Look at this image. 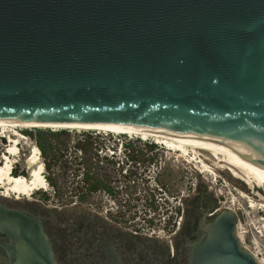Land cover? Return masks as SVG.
<instances>
[{
  "label": "water",
  "instance_id": "1",
  "mask_svg": "<svg viewBox=\"0 0 264 264\" xmlns=\"http://www.w3.org/2000/svg\"><path fill=\"white\" fill-rule=\"evenodd\" d=\"M0 121L207 138L264 184V0H0ZM238 224L205 214L185 264H262ZM0 264H58L43 209L0 201Z\"/></svg>",
  "mask_w": 264,
  "mask_h": 264
},
{
  "label": "rangeland",
  "instance_id": "2",
  "mask_svg": "<svg viewBox=\"0 0 264 264\" xmlns=\"http://www.w3.org/2000/svg\"><path fill=\"white\" fill-rule=\"evenodd\" d=\"M1 128L3 130H1ZM52 131L66 132L70 135V138L68 140L63 137L65 142L64 145L60 144V142L62 141L55 142V145L59 146V162L54 170H48L46 168V161L44 158L45 156L42 155L37 141H35L34 137L37 136L38 132L48 134ZM102 132L103 130H62L55 128L49 129L24 126H0V159L2 160L3 155L8 153L6 152L7 150L14 147L13 144H16V142L13 143V141H18L19 151L16 157H11V163L14 164V169H16L17 167L19 174H25L26 177L29 178L30 175L28 172L30 170V166L28 165V159L30 158L31 151L35 147L38 148L40 152V166H42L43 168V176H46L47 179V193L43 191L35 192L28 198L22 197V200L31 201L33 203L35 202V205L45 208L44 210L46 211L49 210L51 213H53L54 211H56V208H77V210L79 209V211L82 210L85 212H90L100 220L107 222L109 225L116 228L123 229L129 234H131L130 231H138L145 226H150L147 228H152L156 231L164 229L166 233L170 232L171 225L174 223V220L170 223H167L166 225H164V221H161L155 226H151L144 223V221L142 220L143 215H125V219H120L119 221H117L114 217H117V215L119 214H115L114 216L111 215L110 217L108 216L106 218L107 211L111 209V213L114 214L113 210H116L118 206L112 204L111 202L108 203L102 200V196H104L102 191H98L101 192V194H99L98 192L91 193L88 190V186H86L83 191L78 192L79 188L82 185L80 181L81 177H78V175H80V173H78V163L82 160H80V153L75 151L73 146L79 140L86 139L87 136H92L94 138L95 136H101L105 134ZM109 132L110 131H108L107 134L112 136ZM30 133H32L34 137L31 136ZM132 135L137 137H133L134 143H129L131 144V146L144 147L147 144H154L157 146V154H155L154 162L157 163L158 168H169V180H172L169 184V193L171 198H173L174 200L170 207H173L174 212L176 211V208H181V205L179 207L178 204L181 200L187 198V196L189 195V189L191 190V188H195V186H197L198 184L205 185L206 193L214 195L216 198H218L220 200L219 206H221V208L229 207L237 214L239 219L238 231L239 235L240 233L243 234V238L240 237L243 245L253 254L254 252L258 253L259 256L258 258L256 256V258L259 261L261 260L264 262V211H262L261 209V205H264V194L262 193V190L264 191V184L261 186L260 190V194H262L261 198L259 196H256L255 194H251V191L248 190V187L244 185L245 180L242 179L240 181L239 179L234 177V173L236 172L234 168H231L228 165L225 166L224 164L220 163L216 166L217 162L214 161L211 154L208 152L197 150L193 147H188L187 153L190 155H185L186 152H179L174 149L171 150L165 146V143L158 141L156 138L151 137L150 140L144 142L140 138H138V135ZM1 136L5 137L4 142H2L1 138L3 137ZM22 136H24V139H22ZM9 137L11 138V141H8L6 139ZM122 137L125 136L122 135ZM46 139L50 140L51 138ZM155 141H157L160 145L156 144ZM113 150L115 152V156L110 159L120 162V165L108 167L106 166L105 162H101L100 167H105L103 170H101L100 168H94L91 170L94 174L99 175L102 185H105V183L107 182L109 184V182L118 178V173L114 168H133V165L131 164L132 162L126 163V159L123 153L124 149L119 150L118 146H114ZM198 154L201 155L203 159H198L197 161L196 159H194V161L190 160L193 156L199 158L200 156ZM189 157L190 159H188ZM202 162L205 165L208 164L210 168L214 169L215 174H213L211 171H203V175L197 172L196 168L204 170L202 166L205 165H203ZM2 163L3 160L2 162H0V165ZM148 165L149 164L142 165L141 168H145ZM84 167L86 166L84 165ZM85 169L86 172H88V168ZM48 179L53 180L55 182V185H53ZM79 183L81 184L80 186H78ZM5 192L6 189H2L0 187V195L5 196ZM243 193L248 197H243ZM190 194L192 195L193 193ZM9 195L12 197L14 196L15 198L17 197V195H15L14 193H9ZM249 196L252 197V200L256 205L254 208L251 207L252 205L250 202L252 201L249 199ZM139 207L143 209L144 205H140ZM160 236L161 239H159V241L166 243L165 240L167 239L166 236L168 235L161 234Z\"/></svg>",
  "mask_w": 264,
  "mask_h": 264
},
{
  "label": "flooded vegetation",
  "instance_id": "3",
  "mask_svg": "<svg viewBox=\"0 0 264 264\" xmlns=\"http://www.w3.org/2000/svg\"><path fill=\"white\" fill-rule=\"evenodd\" d=\"M169 175V168H165L161 179L167 185L172 181L169 180ZM205 188V185L198 184L195 189H189V195L183 203L184 224L172 246L155 239L129 234L90 212L79 211L77 208H56L51 213L35 205V202L22 200L20 196L15 198L0 195V201L43 209L48 237L53 244L58 264H116L115 257L109 251L110 247L125 264H146L152 255L155 260L150 264H185L186 241L195 239L194 234L198 231L200 219L205 214L212 219L224 209L232 210L229 207L221 208L220 200L207 194Z\"/></svg>",
  "mask_w": 264,
  "mask_h": 264
},
{
  "label": "built area",
  "instance_id": "4",
  "mask_svg": "<svg viewBox=\"0 0 264 264\" xmlns=\"http://www.w3.org/2000/svg\"><path fill=\"white\" fill-rule=\"evenodd\" d=\"M102 133H105L103 134L104 136L101 135V136L94 137V141H96L98 144V147L96 150L97 155L101 158H113L115 156L113 147L118 146L119 150L124 149L123 153L126 159V163L131 162L128 160L129 151H126L127 150L126 147L127 145H130L129 143L131 142L134 143L133 137H137V136L122 134L123 136H125V137H122V135L119 133L109 132L112 135L110 136L105 131H103ZM4 139L5 137L1 138L2 141ZM7 139L8 141L10 140L9 138ZM140 139L144 142L150 140L146 138H140ZM155 142L156 144L160 145L157 141ZM17 145L18 144H16V146L14 145V148H16ZM34 149L38 153V148L35 147ZM8 151L9 150H7L6 152ZM79 153H80V160H82L83 153L82 152H79ZM5 155H3V158ZM131 164L133 165V168H114L116 172L118 173V178L112 180L111 182H109V184L108 182L105 183L104 185L105 188H101L98 190V191H102L104 194V196H102V200L108 203L111 202L112 204H115L118 206L116 210H113L114 214L111 213V209L108 210L106 213L107 215L106 218L108 216L110 217L111 215L114 216L115 214H119L117 215V217L114 216L116 220L119 221L120 219L124 220L125 215H128V216H142L143 215L142 220L144 221V223L151 225V226H155L157 223H160L161 221H164V225H166L167 223H170L174 220V223L171 225V231L167 233L164 231V229L156 231L152 228H147L150 226L142 227V229L138 231H130L131 234L139 235L140 237L147 238V239H155L158 241L159 239H161V236H160L161 234H167L168 236H166L167 239L165 240V242L166 244H169L170 246H172L175 237L181 231V228L184 224V215H183L184 205L183 203L186 198L181 200L182 203L181 201L179 202L178 205L179 207L181 205V208L179 209L176 208V211L174 212L173 207H170L174 200L170 196L169 185H167L166 182H163L161 179L163 170L165 168H158L157 163L149 164L148 165L149 168L148 166L145 168H141V166L144 165L142 163H137V164L131 163ZM13 169L11 170V173ZM78 169H79L78 173H80L78 177H81L80 181L82 183V185L80 183L78 184V186L81 185L78 192L81 189L84 190L86 186H88L89 188L88 190L90 191V184L86 182L85 176L87 173L92 174L93 172L89 168H88V172H86L85 168H78ZM196 169H197L196 170L197 172L203 175V171L205 169L204 170L198 169V168ZM44 178L47 183L46 176H44ZM42 191L47 193V189L38 190L36 192H42ZM98 191H90V192L95 193ZM98 193L101 194V192H98ZM140 205H144V208L141 209L139 207ZM176 220H179V221H176Z\"/></svg>",
  "mask_w": 264,
  "mask_h": 264
},
{
  "label": "bare ground",
  "instance_id": "5",
  "mask_svg": "<svg viewBox=\"0 0 264 264\" xmlns=\"http://www.w3.org/2000/svg\"><path fill=\"white\" fill-rule=\"evenodd\" d=\"M0 126L2 127H35V128H49V129H69V130H103L105 132L110 131V133L119 132V134H128V135H138L140 138H146L150 139L156 138L158 141L165 143V146L169 149H174L179 152H186L185 155H187L188 147H193L197 150H202L204 152H208L211 154L214 161H216V166L220 164H224L225 166L228 165L231 168H234L236 171L234 173V177L239 179L240 181L243 179L245 180L244 185L248 187V190L251 191V194H255L256 196H259L262 198V194H260L261 186L263 185L260 181H258L253 176L247 174L246 172L242 171L241 169L235 167L234 165L228 163L223 158L221 152L219 151L218 147L211 142L207 138L197 137V136H180L171 134L170 132L166 130H158V131H152L149 129H136V128H130V127H106V126H94V127H88V126H57V125H37V124H27V123H20V122H9V121H0ZM1 130H3L1 128ZM131 133V134H129ZM24 139V136H22ZM7 139V138H6ZM9 141H11V138L9 137ZM8 140V139H7ZM164 140V141H163ZM16 142L18 144V141H13V143ZM13 144V145H16ZM18 148L19 145H17L16 148L12 147V149H9L8 153L2 158L3 163L0 165V187L2 189H6L5 197H9V193H14L15 195H19L21 198H28L30 195L32 196L36 191L38 190H44L47 189V183L43 176V168L41 163L39 162V155L40 152L38 150V153L35 149L31 151L30 158L28 159V165L30 166L29 170V178H26L25 176H13L11 173V170L14 167V164L11 163V157H16L18 154ZM183 150V151H182ZM199 153V152H198ZM190 155V154H188ZM199 155V154H198ZM192 156V155H191ZM190 156V157H191ZM199 158H196V156H193L192 159L190 157L188 159L193 160L196 159H203L201 155H199ZM203 163V162H202ZM203 165H205L203 163ZM219 167V166H218ZM221 167V165H220ZM204 168V171H211L213 174H215L214 169L210 168L208 164L205 166H202ZM242 175V176H241ZM263 191V190H262ZM244 194V193H243ZM243 197H248L246 194L243 195ZM249 199L252 201L251 207H255L254 201L252 200V197L249 196ZM258 206V205H257ZM262 211H264V205H261ZM233 211V210H232ZM241 238H243V234L240 233L239 235ZM255 256H259L258 253L254 252ZM260 263L264 264L263 261L260 260Z\"/></svg>",
  "mask_w": 264,
  "mask_h": 264
},
{
  "label": "trees",
  "instance_id": "6",
  "mask_svg": "<svg viewBox=\"0 0 264 264\" xmlns=\"http://www.w3.org/2000/svg\"><path fill=\"white\" fill-rule=\"evenodd\" d=\"M31 136H33L32 133H30ZM47 136V137H46ZM34 137V136H33ZM68 139L70 138V135L66 132H54L52 131L51 133L44 134L42 132H38L37 136L34 137L35 141H37L38 147L45 157L46 161V168L48 170H54L56 165L59 162V146L55 145L56 141H62L60 142L61 145H64V138ZM46 138H51L50 140H47ZM66 147V146H65ZM97 147L98 144L96 141H94V138L92 136H87L86 139L79 140L77 143L74 144L73 148L77 152H82L83 153V158L82 161L78 163V168H89V169H94V168H103L105 167H100V163L105 162L106 166L111 167L115 165H120V162H117L115 160H111L110 158H100L97 155ZM156 145H145L144 147H137V146H131L127 145L126 151H129L128 153V160L131 161L132 163H142V164H153L155 163V154L156 153ZM151 156V157H150ZM86 158V160H85ZM84 165L86 167H84ZM13 176H26L25 174H19V172L16 169H13L12 171ZM86 182L90 184V191H98L101 188H105L104 185L101 184V180L99 178L98 174H90L87 173L85 176ZM50 182L55 185V182L51 179ZM81 189L80 191H82ZM79 191V192H80Z\"/></svg>",
  "mask_w": 264,
  "mask_h": 264
}]
</instances>
